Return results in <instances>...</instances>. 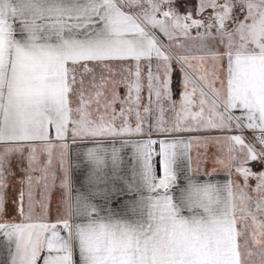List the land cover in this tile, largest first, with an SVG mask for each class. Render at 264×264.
Instances as JSON below:
<instances>
[{"label": "snow or ice", "instance_id": "snow-or-ice-1", "mask_svg": "<svg viewBox=\"0 0 264 264\" xmlns=\"http://www.w3.org/2000/svg\"><path fill=\"white\" fill-rule=\"evenodd\" d=\"M14 178L3 264H264V0H0Z\"/></svg>", "mask_w": 264, "mask_h": 264}, {"label": "crops", "instance_id": "crops-1", "mask_svg": "<svg viewBox=\"0 0 264 264\" xmlns=\"http://www.w3.org/2000/svg\"><path fill=\"white\" fill-rule=\"evenodd\" d=\"M197 1V0H195ZM192 2V0H191ZM158 35H160L158 33ZM160 38L164 41L165 44H167V39L165 37H162L160 35ZM179 79V69L176 68V70L174 71L173 73V83H174V87H173V99L175 100H179V92L177 90V87H176V83ZM124 89L122 88L121 89V93H123ZM236 114L239 115V110H236ZM248 137V136H247ZM126 138V137H125ZM155 138V136L153 137ZM249 138V137H248ZM117 141H119V137L115 138ZM117 146H119V143H117ZM129 151V149H125V153L127 154ZM203 151V150H201ZM216 151V148L214 146H210L209 149H208V155H210V153H214ZM196 158H197V149H196V155H195V159L193 160V168H196L197 167V164H196ZM250 167H252L253 170H256L258 169L259 167V164H255V163H250L249 165ZM201 170L202 171H207V172H211L212 171V165L211 163H208V164H202L201 166ZM14 171H15V168H14ZM258 171V170H257ZM82 174H83V169H79V170H76L75 172V178H76V181H77V184L80 183V180H81V177H82ZM215 177L217 178V180H219L220 182H224L225 179L227 178V173L226 171L224 170H221V169H217V171L214 173ZM207 179V177H205ZM232 179L238 181V182H241L243 183V180H242V177L239 175V174H235ZM249 184H251L249 182ZM21 189V185L17 182V179H12L10 180V183H9V187L7 188L6 190V200H7V204H6V207H7V212L5 214L4 217L0 218V220H18L19 217L17 216V214L13 211V208H14V205L11 203V200L12 199H16L18 197V193ZM27 205V197H25V206ZM39 209L37 207V213H38ZM49 222H56V212H55V200L53 201V206H52V210L49 214ZM4 259H5V255L3 253V250L0 249V264H3L4 262Z\"/></svg>", "mask_w": 264, "mask_h": 264}, {"label": "rangeland", "instance_id": "rangeland-1", "mask_svg": "<svg viewBox=\"0 0 264 264\" xmlns=\"http://www.w3.org/2000/svg\"><path fill=\"white\" fill-rule=\"evenodd\" d=\"M191 3H192V5L194 6V5L197 3V1L192 0ZM180 11H181V12H184V8H183V7H180ZM205 14H207V13H205ZM194 18H199V17H197L196 14L194 13ZM160 35H161V34H160ZM193 35H195V31H194V30H193ZM161 36L163 37V35H161ZM167 43H168V41H167ZM177 68H178V67H177ZM117 107H119V105H117ZM167 115H171V113H168ZM153 122H154V118H153ZM246 136H247V135H246ZM248 137H249V136H248ZM249 139H251V137H249ZM211 154H212V153H210L209 156H211ZM191 155H192L193 160H194V159H195V155H196V148H195V147L192 149ZM257 170H258V171L261 170L260 165H259L258 169L253 170V171H257ZM249 182L251 183V184H249V185H250L252 188H254V186H255V184H256V180H255V179H250ZM250 194L253 195V196H256V195H257L255 192H251V189H250Z\"/></svg>", "mask_w": 264, "mask_h": 264}, {"label": "built area", "instance_id": "built-area-1", "mask_svg": "<svg viewBox=\"0 0 264 264\" xmlns=\"http://www.w3.org/2000/svg\"><path fill=\"white\" fill-rule=\"evenodd\" d=\"M244 135H247V136H249V137H252V132H251V130H245V132H244Z\"/></svg>", "mask_w": 264, "mask_h": 264}]
</instances>
